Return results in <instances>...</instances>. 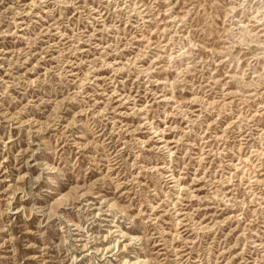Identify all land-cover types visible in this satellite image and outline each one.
<instances>
[{"label":"rangeland","instance_id":"obj_1","mask_svg":"<svg viewBox=\"0 0 264 264\" xmlns=\"http://www.w3.org/2000/svg\"><path fill=\"white\" fill-rule=\"evenodd\" d=\"M0 264H264V0H0Z\"/></svg>","mask_w":264,"mask_h":264}]
</instances>
